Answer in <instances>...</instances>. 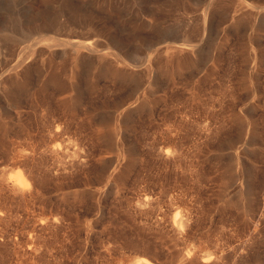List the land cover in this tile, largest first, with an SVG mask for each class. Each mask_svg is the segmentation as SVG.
I'll return each instance as SVG.
<instances>
[{
	"label": "rangeland",
	"instance_id": "obj_1",
	"mask_svg": "<svg viewBox=\"0 0 264 264\" xmlns=\"http://www.w3.org/2000/svg\"><path fill=\"white\" fill-rule=\"evenodd\" d=\"M73 1L131 72L47 49L88 38L30 29L61 0H0V30L18 32L0 40V264H264V220L233 249L264 213V0ZM183 26L195 52L170 56Z\"/></svg>",
	"mask_w": 264,
	"mask_h": 264
},
{
	"label": "bare ground",
	"instance_id": "obj_2",
	"mask_svg": "<svg viewBox=\"0 0 264 264\" xmlns=\"http://www.w3.org/2000/svg\"><path fill=\"white\" fill-rule=\"evenodd\" d=\"M96 1H98V0H96ZM173 1L181 2L182 5L185 6L187 4L188 0H173ZM98 2H101L102 6L105 7L107 12H111L112 10H114V11H116L117 15H123L127 11L132 13L133 15H140V12H142V9L140 7L141 0H99ZM218 4L219 3L217 0H208L206 2L205 7L207 9L212 10L215 7H217ZM63 14L70 15V16H68V18L66 20H62V19H60L59 15H63ZM40 15H42V16L39 20H37V19L31 20L30 19V21L28 22V24L30 23V29L35 30V29L39 28L40 26L49 27V28L64 27L67 29H75V30L77 29L79 31H82V32H84L86 37H88L87 39H78V40H75L72 42H62L58 39L46 37L43 39V41H44V44L47 46V49H49L55 45L61 46V47L69 45L70 50L72 52L71 60L74 64L86 63V65H85L86 67L92 68V67H94L95 62L89 60L90 58H88V57L93 56V57H95V60L97 61V63H100L99 65L102 67V69L107 70L109 68H114V70H115V68H116V70L119 71V73L120 72L125 73L130 69L128 64H126L120 56L114 55L112 58H110L107 56L108 53H102L97 49V46H96L97 41H96V39L91 38V37L102 33V31H104V29L106 27L102 23L97 22L96 16H95L93 10H82L81 11L78 8V6L74 3L73 0H61V2L58 5L54 6L53 8H51L49 10L48 9L44 10ZM146 21L149 22V20H146ZM11 24H13V23H11ZM16 25L19 26L18 23ZM154 25L156 28L161 26L159 22L158 23L155 22ZM6 27H9V26H6ZM12 28H14V27H12ZM180 30L182 31V33L179 36L177 44H170V45H167L165 47L166 52L170 56H174V55H187V56H189V55L194 54V52H195L194 45L190 42V36H189V34H187L185 32V26H183ZM0 31L2 32V30H0ZM24 33L25 32H20L19 34H21V35L23 34V37H24V35H25ZM16 34L11 33V32L6 33V31H5V33L2 32V33H0V40L3 41L5 44L10 43V45H11L12 42L15 43L18 40V37ZM114 40L117 43L119 42L116 38H114ZM61 52L64 53L63 50ZM52 53L58 54V53H60V51H58V52L52 51ZM25 60H26V57L23 58L22 61H20L18 64L20 71L23 68H25L26 66H28L29 61L26 62ZM84 60H86V61H84ZM148 66L150 68V65H148ZM20 71L16 70L14 72V77L18 76ZM23 71H24V69H23ZM119 73H118V75H119ZM131 74H133V73H131ZM134 75H135V73H134ZM119 76H121V75H119ZM59 127L60 126H58V125L56 126V128H58V129H59ZM67 129H68V127H67ZM113 131H114V129H113ZM235 162L237 163V159ZM25 177L26 176H24L22 170L17 168L16 178L20 182H22V181H25ZM263 220H264V213L260 214L259 217L257 218V220L254 222V227L249 231V235H248L247 239L240 241L239 243H237L233 246V249L235 251H238L239 249H240L239 250L240 252L243 250H246V248L249 246L250 241H252V239H254L255 234L258 232V228L261 225V223L263 222ZM182 223H183L182 220H179L176 218L174 219V224L177 227H179V229L182 226ZM213 254H215V252L201 254L200 258L203 262H207L211 258V256H213ZM131 264H150V262L147 258L141 257V258L136 259Z\"/></svg>",
	"mask_w": 264,
	"mask_h": 264
}]
</instances>
